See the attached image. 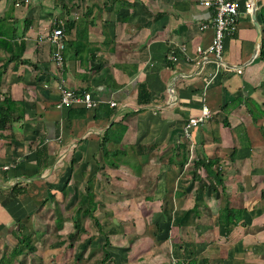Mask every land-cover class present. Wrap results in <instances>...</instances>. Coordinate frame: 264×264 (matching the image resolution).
I'll return each mask as SVG.
<instances>
[{
  "label": "crops",
  "instance_id": "crops-1",
  "mask_svg": "<svg viewBox=\"0 0 264 264\" xmlns=\"http://www.w3.org/2000/svg\"><path fill=\"white\" fill-rule=\"evenodd\" d=\"M255 2L261 39L242 11L216 57L197 52L215 32L199 0H0V102L7 93L17 103L0 126V264H264V0ZM56 25L59 67L40 39ZM58 81L99 103L59 106ZM200 159L221 166L245 209L229 233ZM196 203L193 223L167 220L164 209Z\"/></svg>",
  "mask_w": 264,
  "mask_h": 264
},
{
  "label": "built area",
  "instance_id": "built-area-1",
  "mask_svg": "<svg viewBox=\"0 0 264 264\" xmlns=\"http://www.w3.org/2000/svg\"><path fill=\"white\" fill-rule=\"evenodd\" d=\"M199 2L214 10V17L211 21V26L214 29V37L212 42L207 48L198 46L197 52L207 56V54H214L216 57H221L224 50V38L228 33H232L238 27L242 11L248 14H253L255 9V0H246L244 9L242 10L237 0H199ZM207 25L201 26L204 29ZM41 40H49L54 48L52 57L57 66H62L64 62V50L66 42L64 39V29L60 25L54 26L49 29L45 34H41ZM174 55L170 58L174 59ZM58 88L61 92V99L59 106L73 107L78 104L86 108H94L99 103L100 99L96 98L91 92L80 91L65 86L62 82L58 81ZM111 105H117L115 100L111 101ZM210 110L204 107L201 116L190 118L185 124V135L187 138L192 139V128L198 126L203 120L209 116Z\"/></svg>",
  "mask_w": 264,
  "mask_h": 264
},
{
  "label": "trees",
  "instance_id": "trees-1",
  "mask_svg": "<svg viewBox=\"0 0 264 264\" xmlns=\"http://www.w3.org/2000/svg\"><path fill=\"white\" fill-rule=\"evenodd\" d=\"M263 22H264V6L261 9ZM14 45V44H13ZM261 55L264 56V38L262 40L261 45ZM19 60L21 59V55L16 54V50L11 51V58L10 60ZM4 98L0 102V126H3V123H6L7 120L4 118V116H8L5 109H15L16 110V101L12 98H9L7 93H4ZM138 102L140 104H148L150 102V96H149V90L147 88L146 83L142 82L138 85ZM106 140V138H104ZM106 141L102 142V145L104 146ZM45 146V145H44ZM43 146V147H44ZM44 148L41 147V149H38V158H42V151ZM44 166L47 165V161L44 159ZM75 162V160H74ZM73 162V163H74ZM214 160H205L200 159L197 162V168L204 167L210 177L214 178L217 183L220 185V189L222 190V206L219 214V224L224 229L225 232L229 233L234 225H237L241 220L245 217V209L237 206L238 199L234 202L230 198V194L227 192V188L224 184V176H222V170L220 169L221 166H213ZM72 168H75L73 166ZM195 178H199V175L197 174ZM93 184L94 182L92 180L88 181V184L86 186L87 193L81 196V199L85 202H89V200H92L93 198ZM262 198H264V191H262ZM96 208V206H95ZM87 211V210H86ZM89 213V211H87ZM164 213L166 214L167 220L177 226H183L188 225L190 223H193L196 219V217L201 215V210L199 209V205L196 203L192 208L188 209H179L176 211H173L172 209H164ZM25 235V234H24ZM24 240L25 238L22 237ZM23 244L20 246V249H16L17 251L22 250ZM25 246H29V242Z\"/></svg>",
  "mask_w": 264,
  "mask_h": 264
},
{
  "label": "water",
  "instance_id": "water-1",
  "mask_svg": "<svg viewBox=\"0 0 264 264\" xmlns=\"http://www.w3.org/2000/svg\"><path fill=\"white\" fill-rule=\"evenodd\" d=\"M253 18H254V20H255V23H256V25H257V28L259 29V31H260V39H261V34H262V32H261V25H260V23L258 22V20H257V17H256V2H255V9H254V11H253ZM259 50V44H258V47H257V51Z\"/></svg>",
  "mask_w": 264,
  "mask_h": 264
},
{
  "label": "rangeland",
  "instance_id": "rangeland-1",
  "mask_svg": "<svg viewBox=\"0 0 264 264\" xmlns=\"http://www.w3.org/2000/svg\"><path fill=\"white\" fill-rule=\"evenodd\" d=\"M201 172H202L203 176L208 177L207 174H206V172H205L203 169L201 170ZM205 174H206V175H205ZM153 186H154V185H153Z\"/></svg>",
  "mask_w": 264,
  "mask_h": 264
}]
</instances>
